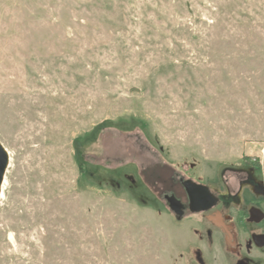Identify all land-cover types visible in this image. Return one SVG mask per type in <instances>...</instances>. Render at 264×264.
Masks as SVG:
<instances>
[{"label":"rangeland","instance_id":"374dc122","mask_svg":"<svg viewBox=\"0 0 264 264\" xmlns=\"http://www.w3.org/2000/svg\"><path fill=\"white\" fill-rule=\"evenodd\" d=\"M0 143V264H264V0H0Z\"/></svg>","mask_w":264,"mask_h":264},{"label":"flooded vegetation","instance_id":"af4514ba","mask_svg":"<svg viewBox=\"0 0 264 264\" xmlns=\"http://www.w3.org/2000/svg\"><path fill=\"white\" fill-rule=\"evenodd\" d=\"M158 181H159V184L161 186V190H160V194L161 195H160V197L163 200L165 206L169 209V207L166 204V200H165L166 196L174 197L179 202L177 208L175 209V211L169 209L176 217H179V218L183 217L186 213H200V212L209 211L210 209L215 207L220 201V199L218 197L213 195L209 191V189L207 187H205L208 190V192L217 199V203L214 206L205 209V204H203L199 198L195 201V203L192 201L191 195H192L194 189L186 188V184H187V187L189 185L190 186H202V185L196 184V183H194V182H192L190 180L182 181L180 179L179 184L181 185V188L183 189V191L185 193V197H186L185 201H181L180 199H178L176 197V195H175V193L173 192L172 189H170L169 191L167 189H165L167 187V185H166L167 180L163 176L159 175ZM202 187H204V186H202ZM258 191L261 194L264 195V188H259ZM189 192H190V194H189ZM191 209H193V210L201 209V210L200 211H192ZM263 218H264V216L259 211L255 210V209H252L250 211V220L251 221L259 222ZM259 236H264V234H261V235L253 237V243L256 246H257V244L255 242V239L257 237H259ZM258 247H261V246H258Z\"/></svg>","mask_w":264,"mask_h":264},{"label":"water","instance_id":"95a60500","mask_svg":"<svg viewBox=\"0 0 264 264\" xmlns=\"http://www.w3.org/2000/svg\"><path fill=\"white\" fill-rule=\"evenodd\" d=\"M8 153L5 150V148L0 143V193H1V187L4 181L5 172L8 166ZM190 186V185H189ZM186 188L194 189L193 193L191 195L192 201L195 203V201L199 198L203 204H205V209L210 208L214 206L217 203V199L211 195L208 190L205 187L202 186H190ZM190 194V192H189ZM166 204L169 207L170 210L175 211V209L178 206V201L174 197H165ZM192 211H200L201 209H191ZM255 242L257 246H264V236H259L255 239Z\"/></svg>","mask_w":264,"mask_h":264}]
</instances>
